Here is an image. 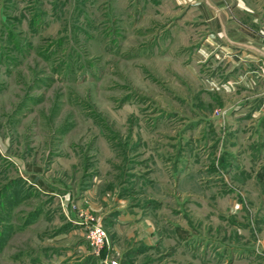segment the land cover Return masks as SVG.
I'll list each match as a JSON object with an SVG mask.
<instances>
[{"label": "rangeland", "instance_id": "rangeland-1", "mask_svg": "<svg viewBox=\"0 0 264 264\" xmlns=\"http://www.w3.org/2000/svg\"><path fill=\"white\" fill-rule=\"evenodd\" d=\"M227 36L188 1L0 0V264H264V49Z\"/></svg>", "mask_w": 264, "mask_h": 264}, {"label": "crops", "instance_id": "crops-1", "mask_svg": "<svg viewBox=\"0 0 264 264\" xmlns=\"http://www.w3.org/2000/svg\"><path fill=\"white\" fill-rule=\"evenodd\" d=\"M179 3H186L188 5L196 6L197 13L199 16H202V20L206 22L207 27L210 31L215 32L219 37L227 38L228 34L237 39L241 45H246L247 47L252 48L253 52L249 54V58H245L247 61H257L263 57L255 55L256 46L260 49H264V35L258 34L255 37L250 36L248 33H244V28L240 23L235 24L234 20L229 16V12L232 11L230 8L231 5H236V8L245 14H253V10L249 9L245 5L244 0H177ZM181 1V2H180ZM228 4H230L229 9L226 10ZM230 19V20H229ZM256 21V20H254ZM228 22V23H226ZM230 23V24H229ZM240 29H239V27ZM233 27L234 30L228 32V28ZM238 27V28H236ZM258 28V27H257ZM260 30H264V26L259 27ZM261 30V31H262ZM246 31V30H245ZM213 33L208 36V40L211 41V37H215ZM251 44V45H249ZM264 61V58L262 59Z\"/></svg>", "mask_w": 264, "mask_h": 264}, {"label": "built area", "instance_id": "built-area-1", "mask_svg": "<svg viewBox=\"0 0 264 264\" xmlns=\"http://www.w3.org/2000/svg\"><path fill=\"white\" fill-rule=\"evenodd\" d=\"M90 239H91V244L94 245L95 248H98L104 243V240L106 239V234L102 225L100 224L94 225L90 233ZM113 264L116 263L113 262Z\"/></svg>", "mask_w": 264, "mask_h": 264}]
</instances>
